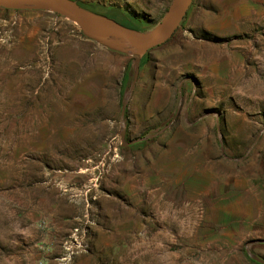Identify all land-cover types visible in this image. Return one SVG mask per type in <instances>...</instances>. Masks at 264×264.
<instances>
[{
	"label": "rangeland",
	"instance_id": "rangeland-1",
	"mask_svg": "<svg viewBox=\"0 0 264 264\" xmlns=\"http://www.w3.org/2000/svg\"><path fill=\"white\" fill-rule=\"evenodd\" d=\"M73 1L150 32L173 0ZM135 58L0 7V264H261L264 0H194L140 62L122 147Z\"/></svg>",
	"mask_w": 264,
	"mask_h": 264
},
{
	"label": "water",
	"instance_id": "water-1",
	"mask_svg": "<svg viewBox=\"0 0 264 264\" xmlns=\"http://www.w3.org/2000/svg\"><path fill=\"white\" fill-rule=\"evenodd\" d=\"M193 2L194 0H173L162 22L150 32H142L128 28L114 19L94 13L82 7L73 0H0V7L32 8L52 12L78 24L86 38L94 40L98 44L113 51L136 57L134 61L135 74L132 87L129 94L124 99L121 109V141L122 147H126L144 140L138 139L129 143L125 142V116L130 98L139 80L140 62L150 50L164 45L174 36ZM171 124L172 123L159 133L148 136L145 139H153L159 136L168 129ZM222 152L224 153L223 147ZM262 243H264L262 239L251 240L247 243L246 251L252 260L264 264V260L257 258L249 250L250 246Z\"/></svg>",
	"mask_w": 264,
	"mask_h": 264
}]
</instances>
